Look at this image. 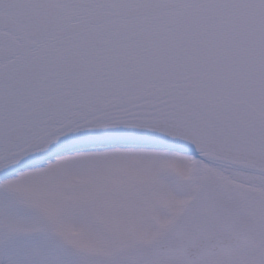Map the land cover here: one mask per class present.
Listing matches in <instances>:
<instances>
[{
    "label": "snow or ice",
    "instance_id": "1",
    "mask_svg": "<svg viewBox=\"0 0 264 264\" xmlns=\"http://www.w3.org/2000/svg\"><path fill=\"white\" fill-rule=\"evenodd\" d=\"M0 264H264V0H0Z\"/></svg>",
    "mask_w": 264,
    "mask_h": 264
}]
</instances>
